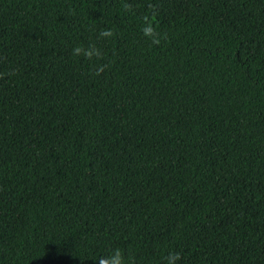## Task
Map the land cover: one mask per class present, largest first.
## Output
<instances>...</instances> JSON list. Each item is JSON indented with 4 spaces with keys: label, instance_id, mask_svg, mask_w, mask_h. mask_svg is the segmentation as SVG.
<instances>
[{
    "label": "trees",
    "instance_id": "16d2710c",
    "mask_svg": "<svg viewBox=\"0 0 264 264\" xmlns=\"http://www.w3.org/2000/svg\"><path fill=\"white\" fill-rule=\"evenodd\" d=\"M114 262L264 264V0H0V264Z\"/></svg>",
    "mask_w": 264,
    "mask_h": 264
},
{
    "label": "clouds",
    "instance_id": "9594fccd",
    "mask_svg": "<svg viewBox=\"0 0 264 264\" xmlns=\"http://www.w3.org/2000/svg\"><path fill=\"white\" fill-rule=\"evenodd\" d=\"M75 51H79V49H76ZM114 264H115V262H114Z\"/></svg>",
    "mask_w": 264,
    "mask_h": 264
}]
</instances>
